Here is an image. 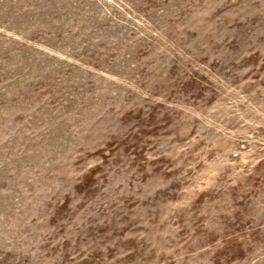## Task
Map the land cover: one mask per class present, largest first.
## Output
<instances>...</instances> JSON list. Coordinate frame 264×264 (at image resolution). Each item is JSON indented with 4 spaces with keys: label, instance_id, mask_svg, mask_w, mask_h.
<instances>
[{
    "label": "rangeland",
    "instance_id": "374dc122",
    "mask_svg": "<svg viewBox=\"0 0 264 264\" xmlns=\"http://www.w3.org/2000/svg\"><path fill=\"white\" fill-rule=\"evenodd\" d=\"M0 264H264V0H0Z\"/></svg>",
    "mask_w": 264,
    "mask_h": 264
}]
</instances>
